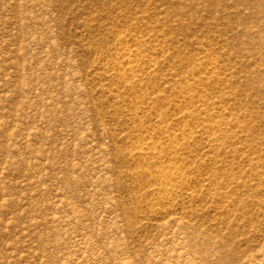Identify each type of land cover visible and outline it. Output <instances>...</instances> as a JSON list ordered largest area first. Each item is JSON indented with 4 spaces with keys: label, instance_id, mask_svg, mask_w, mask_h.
I'll return each instance as SVG.
<instances>
[{
    "label": "rangeland",
    "instance_id": "rangeland-1",
    "mask_svg": "<svg viewBox=\"0 0 264 264\" xmlns=\"http://www.w3.org/2000/svg\"><path fill=\"white\" fill-rule=\"evenodd\" d=\"M0 264H264V0H0Z\"/></svg>",
    "mask_w": 264,
    "mask_h": 264
}]
</instances>
